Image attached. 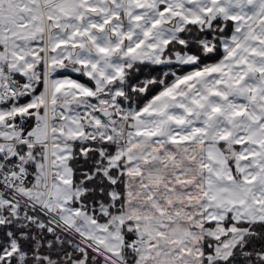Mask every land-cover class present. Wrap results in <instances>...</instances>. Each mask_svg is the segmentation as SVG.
<instances>
[{
	"label": "snow or ice",
	"instance_id": "1",
	"mask_svg": "<svg viewBox=\"0 0 264 264\" xmlns=\"http://www.w3.org/2000/svg\"><path fill=\"white\" fill-rule=\"evenodd\" d=\"M0 264H264V0H0Z\"/></svg>",
	"mask_w": 264,
	"mask_h": 264
}]
</instances>
